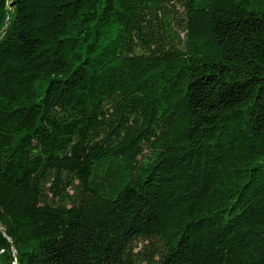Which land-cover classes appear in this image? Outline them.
<instances>
[{
    "label": "trees",
    "instance_id": "trees-1",
    "mask_svg": "<svg viewBox=\"0 0 264 264\" xmlns=\"http://www.w3.org/2000/svg\"><path fill=\"white\" fill-rule=\"evenodd\" d=\"M0 264H264V0H0Z\"/></svg>",
    "mask_w": 264,
    "mask_h": 264
}]
</instances>
